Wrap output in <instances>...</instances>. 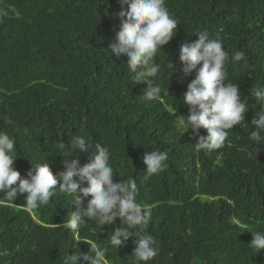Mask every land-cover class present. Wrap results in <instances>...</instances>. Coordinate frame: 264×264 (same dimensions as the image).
Segmentation results:
<instances>
[{"label": "trees", "instance_id": "16d2710c", "mask_svg": "<svg viewBox=\"0 0 264 264\" xmlns=\"http://www.w3.org/2000/svg\"><path fill=\"white\" fill-rule=\"evenodd\" d=\"M0 264H264V0H0Z\"/></svg>", "mask_w": 264, "mask_h": 264}]
</instances>
